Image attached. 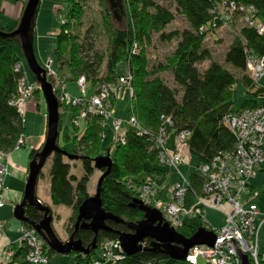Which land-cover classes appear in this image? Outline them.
<instances>
[{
	"label": "trees",
	"instance_id": "16d2710c",
	"mask_svg": "<svg viewBox=\"0 0 264 264\" xmlns=\"http://www.w3.org/2000/svg\"><path fill=\"white\" fill-rule=\"evenodd\" d=\"M60 1L67 4L69 14L56 37L53 50L55 69L65 80L63 70L68 68L75 84L80 77H85L92 93L102 85H115L119 79L130 74V111L136 126L128 125L130 129L124 131V142L116 141L111 152L110 147L103 149L105 135L100 116H88L84 134L74 139L66 133L67 128L64 130L60 121L59 130L62 129L65 143L72 142V150L60 148L70 155L87 159L82 161L83 175L77 177L63 153L52 155L49 170L51 203L72 209L69 232L73 233L78 210L90 197L88 184L96 170L93 160L110 152L114 165L102 183L103 208L126 222L139 223L144 214L131 204L137 200L135 189L138 185L162 174L160 151L156 144L161 133H165L166 138L171 134H188L185 144L200 166L235 151L237 139L225 125L224 118L233 112L255 108L263 94V87L260 82L258 85L253 82L246 64L251 56L264 57V31L259 32L260 26L264 28V0H169L174 11L156 0H124L126 17L120 24L114 20L106 0H96L102 7V27L108 36V47L103 53L92 46L94 27L83 35L74 34L71 28L82 24L87 0ZM176 15L186 20L188 28L167 32ZM257 19L260 22L257 23ZM237 22L235 37L222 62L218 61L205 46L207 37L214 36L222 28L234 27ZM0 31L7 32L3 26ZM155 35L162 42H176V47L163 63L150 67L147 49ZM13 44L0 39V150L3 152L11 151L17 141L25 137L24 116L11 104L17 95L20 80L26 77L23 69L16 71L22 59L15 52ZM120 64L125 65L126 72L118 75L117 67ZM163 73L171 74L174 86L168 85L161 77ZM238 84L251 97L239 110L233 111ZM114 103L115 99L113 106ZM61 107L60 104V110ZM78 109H75L74 115H77ZM36 153L32 150L30 158L33 159ZM142 175H146V178H140ZM189 182L187 205L192 206L202 195L205 180L197 173L189 177ZM251 189L255 190L252 186ZM26 216L35 223L41 218L32 207L26 208ZM22 225L32 228L26 223ZM107 225L113 231L98 235L97 249L90 255L71 254L76 256V264H95L102 243L118 241V232H130L121 224L107 222ZM199 227L194 220L187 221L179 233L190 238ZM75 238L87 247L95 235L79 230ZM150 242L146 241L147 247ZM29 253L27 246H16L13 257L0 264H32L28 261ZM115 253L118 254L117 251ZM55 254L48 248L49 257ZM123 257L120 261H103L102 264H188L150 251L133 256L124 254Z\"/></svg>",
	"mask_w": 264,
	"mask_h": 264
},
{
	"label": "built area",
	"instance_id": "2783aa9c",
	"mask_svg": "<svg viewBox=\"0 0 264 264\" xmlns=\"http://www.w3.org/2000/svg\"><path fill=\"white\" fill-rule=\"evenodd\" d=\"M229 19V17H225ZM249 22L248 19H246ZM264 28L259 27V32L263 33ZM52 61H48V74L53 77L51 68ZM21 64L16 66V71L21 70ZM247 72L253 82L258 83L264 77V57L251 56L247 59ZM132 77L130 74L119 79L113 84L102 85L94 93L90 91V83L85 77H80L76 85L79 96L72 98L74 106L81 108L78 119H86L88 116H100L103 119L102 127H107V122L114 119L112 129L117 133V142H124V134L121 132V122L114 118L115 109L113 99H116V92L119 89L130 90ZM57 85L56 90L60 95L59 101L64 96L70 99L65 84ZM37 85L22 78L18 84L17 95L11 104L17 108L23 116V109L30 97L37 91ZM255 108H248L239 112L228 114L224 118V123L234 133L237 139L235 151L215 158L207 165L199 166L198 175L204 178L205 183L202 195L197 197L195 204L187 205V192L190 187L188 178L178 170L182 163L179 153L168 148L165 133H161L156 140L157 148L160 151L159 163L162 166L174 169L180 176V180L168 186L169 202H163L162 196L165 193L161 185L154 179H148L143 184L136 187L137 200L144 205L159 211L171 228L179 233L184 228L187 221L203 217L208 209L221 211L223 205L229 207L226 214L227 224L213 231L218 238H221L213 248L202 245L193 247L187 255L188 264H199V260L205 264H242L239 251L249 257L250 264H263L264 253L259 254L258 233L259 227L256 219L259 215L256 200L260 193L251 189V180L257 175L258 169L264 165V88L263 94L258 99ZM129 125L136 126L133 118ZM169 120V119H168ZM78 124V121L75 122ZM188 134L176 136L177 143L185 144ZM105 139V136H104ZM28 139L21 137L15 147L8 152L0 150V208L5 206L4 198L5 179L9 174V159L16 151L20 150ZM248 196H250L248 198ZM206 223V222H205ZM27 243L30 249L28 261L32 264H46L44 241L37 236L34 229L23 228L22 237L16 245H10L2 254V260H10L14 255V249L22 247ZM143 247H147L144 242ZM15 246V247H14ZM118 252L116 254L115 252ZM124 251L120 241H106L102 243L99 250V257L95 264H102L103 261H120L124 257Z\"/></svg>",
	"mask_w": 264,
	"mask_h": 264
},
{
	"label": "rangeland",
	"instance_id": "374dc122",
	"mask_svg": "<svg viewBox=\"0 0 264 264\" xmlns=\"http://www.w3.org/2000/svg\"><path fill=\"white\" fill-rule=\"evenodd\" d=\"M78 1V0H77ZM159 3L163 4L164 6H168L171 8V10L174 11V6L172 2L169 0H156ZM27 0H1V8L3 10V13L0 14V27L3 26L6 28L7 32H13L18 23L13 20V11L15 5L18 3L21 7V14L18 19V22L21 18V15L23 13L24 7L26 5ZM87 4L85 6V15L82 20V24L77 26V24L74 27H71L73 29V33L77 35H83L90 27H94V33L92 37V46L94 50H99L100 52H105L108 47V36L105 32V30L102 27L103 20H102V7L100 6V3L96 0H87ZM127 7H125V10ZM68 7L67 4L64 2H61L60 0H42L41 5L39 8L37 21H36V29H35V53L37 60L39 64L48 71L47 64L48 61H52L51 68L54 73L53 77H51L47 72V78L49 82L53 85L54 89L56 90L57 85L61 87V84H65L67 87V91L70 94V96L78 97L79 91L77 85L72 81V77L70 75V71L67 69L63 70V73L65 74V80L59 74L57 69H55V64L53 63V50L55 48V42L56 37L59 34L62 25L66 23L68 20ZM126 17V16H125ZM125 19V18H124ZM123 19V21H124ZM122 21V22H123ZM121 22V23H122ZM260 22L257 19V23ZM116 23H118L116 21ZM120 24V23H118ZM74 25V24H73ZM238 27V22L234 25V27H227L222 28L218 30L214 36L210 35L207 37L205 46L210 49V51L213 53V56L218 61L223 60V56L228 49V47L231 45L233 39H234V31ZM188 28V24L186 20L181 15H176L175 21L166 29L167 32L173 31V30H184ZM15 52L21 57V69L25 71V75L28 81L34 82V77L32 73L30 72L29 68L27 67L25 60L22 56L20 47L18 44H13ZM176 42L172 43H166L159 40L158 36L155 35L153 37V43L152 45L147 49V57L149 61L150 67H154L159 65L160 63H163L165 58L169 56L175 49ZM102 72H104V67L102 68ZM126 72V67L124 64H120L117 67V74L120 75L122 73ZM161 77L168 83L170 86H174L173 79L170 73H163L161 74ZM260 86L264 88V77L260 81ZM38 87V86H37ZM37 93H33V95L30 97V99L27 101L26 107L23 109V116L24 120L26 121V124L28 126L32 124L31 122H34V118L31 117L29 114L26 113L28 109L33 111H38L40 113H45V116L43 118L44 121V129H43V135L45 140V131H46V125H47V118H46V103L45 99L43 97L42 92H40L37 88ZM57 97L60 98V95L56 93ZM251 96L246 94V90L241 84H238L235 88V95H234V106L233 111H237L241 108L243 103L247 101ZM63 99V100H62ZM62 105L60 114H61V122L63 125V128H67L66 133L69 134L71 139H74L76 137H80L85 132L86 122L84 119H78L79 115L81 113V108L78 109L77 115L75 114V109H77V106H74L72 103L71 98L67 99L64 96L61 98ZM130 102H131V92L130 90L125 89H119L116 92V99L114 103L115 108V116L114 118L121 122V132L120 134H124V131L129 128V123L132 120V114L130 111ZM78 121V124L76 125L75 122ZM114 119H111L107 122V127L103 128L104 135H105V141L103 145V149L111 148V152L114 151V146L116 143L117 133L112 129V123ZM60 142L59 147H64L67 149V151L72 150V142L71 144L65 143L63 138V132L62 129L60 130ZM173 137V135H171ZM170 136V140L173 138ZM43 140V143H44ZM40 145V149L37 150L39 152L43 146ZM29 142L25 143L23 147L20 150V154L17 155V158L21 156L23 153H26L23 162L21 161H15L13 158L10 160L11 165L9 168V191L12 193H17L19 198H21L26 184V179L28 177V166L30 163L29 155L32 151L31 147H27ZM181 145L182 150L175 151L180 154L182 157V163L179 165L178 170L183 174L185 178H188L192 174L198 173L199 163L198 161L192 157L189 153V148L187 144H181L178 143V146ZM172 151V150H171ZM112 157V154H111ZM51 158L50 157L42 171V176L38 183L37 188V196L38 199L44 203L45 205L51 208L52 215H53V228L58 235V237L66 242L69 240L71 234H70V228L69 225L70 218L72 217V209L66 206H53L51 203L50 198V181H49V170L51 166ZM65 161L71 163L72 165V173L75 174L77 177H81L83 175V169H82V161H69L67 158H65ZM21 162V163H20ZM13 164V165H12ZM94 165V164H93ZM175 176H173V180L178 181L180 180L179 174H177V170L174 172V169L170 168ZM160 170L163 171L165 174L167 172V169L165 166H161ZM101 172L95 170L93 176L90 179V182L88 184V193L90 197L94 196L96 194L97 185L99 182V179L101 177ZM146 175H142L140 178H146ZM7 178V177H6ZM6 180V179H5ZM264 185V165H262L258 171L257 175L251 180V186L255 188L257 193H260V197L258 200H256V204L259 205V207L264 206V192L262 191V187ZM163 191L162 201L163 202H169L168 197V186L161 185ZM250 196H248L249 198ZM19 198L17 201H10L5 202V209L3 210L4 220L9 221L10 225L12 226L11 229H7L6 231H9V235L14 239L15 233H18L19 237L21 239L22 237V231L23 228L26 227L21 225L20 230L18 232L13 231V227H16L17 222L14 220V208L19 202ZM251 198V197H250ZM148 207V206H147ZM227 205H223L221 211L223 212V209L226 210V214L230 213ZM152 208V207H150ZM153 209V208H152ZM219 210L214 209H208L206 210V221H204L203 217H198L194 219V222L203 228H212V229H219L227 224L226 214L219 213L221 212ZM206 222V223H205ZM71 224V223H70ZM257 226L259 227V233H258V249L259 254L264 253V223L261 224V221L256 222ZM199 227V228H200ZM33 229V228H31ZM26 228V230H31ZM37 234V233H36ZM17 236V235H15ZM38 237H40L37 234ZM1 237V234H0ZM41 238V237H40ZM19 239V241H20ZM42 239V238H41ZM1 240V238H0ZM43 240V239H42ZM45 243V242H44ZM24 246H27V243L23 244ZM46 245V244H45ZM101 247V245H100ZM6 247L5 249H8ZM4 249V243L0 241V262L2 261V254L5 251ZM100 250V249H99ZM45 259L47 261L46 264H76V256L75 255H69V256H61L58 254L52 255L51 257L48 256V247L46 245L45 248ZM199 264H205V261L200 259Z\"/></svg>",
	"mask_w": 264,
	"mask_h": 264
},
{
	"label": "water",
	"instance_id": "95a60500",
	"mask_svg": "<svg viewBox=\"0 0 264 264\" xmlns=\"http://www.w3.org/2000/svg\"><path fill=\"white\" fill-rule=\"evenodd\" d=\"M42 0H27L21 18L13 32L0 31V39L19 45L27 67L37 83L38 90L42 92L46 103V135L45 142L39 152L30 161L28 177L22 201L14 208V219L19 223L29 224L43 239L47 247L61 256L73 253L90 255L97 249V237L101 232H112L107 222L121 224L130 232H118L121 247L127 256H133L142 251L160 253L172 260L185 262L188 252L195 246H208L213 248L221 238L211 230L200 227L190 238L184 237L164 222L162 214L147 207L139 200H134L132 207L138 208L144 218L139 223H129L107 212L102 204V183L110 174L114 165L111 153L97 157L93 160L94 168L101 172L96 194L82 203L78 210L74 232L68 241H62L53 228V215L49 206L42 203L37 196L39 180L47 160L56 153H63L70 161H84L86 157L70 155L59 147L60 140V101L56 95L57 90L47 78V71L39 64L35 53V29L39 8ZM115 21L121 23L125 18L124 0H106ZM34 208L40 215L38 223L30 222L26 216V208ZM79 230L90 231L95 235L89 246L76 239ZM150 240L148 247L143 243ZM242 264H250L249 257L239 251Z\"/></svg>",
	"mask_w": 264,
	"mask_h": 264
},
{
	"label": "crops",
	"instance_id": "0c3cea01",
	"mask_svg": "<svg viewBox=\"0 0 264 264\" xmlns=\"http://www.w3.org/2000/svg\"><path fill=\"white\" fill-rule=\"evenodd\" d=\"M21 7H20V4L18 3L17 5H15V7H14V11H13V20L14 21H16L17 23H18V19H19V17H20V14H21ZM66 86V85H65ZM66 90H67V87H66ZM67 93H68V91H67ZM69 94V93H68ZM69 96H70V94H69ZM70 98L72 99V96H70ZM74 98V97H73ZM27 105V104H26ZM26 105H25V107H26ZM115 106V105H114ZM31 108V107H30ZM30 108L28 109V111H26V113L27 114H29L31 117H33L34 118V122H31L33 125H32V127H31V125L30 126H28L27 124H26V121H25V137L28 139V142H29V144H28V146L27 147H31V149L32 150H34V151H37V150H39L40 149V145H42V143H43V140H44V135H43V129H44V121H43V118H44V116H45V113L43 112V113H40V112H38V111H35L34 109H33V111L32 110H30ZM115 109V108H114ZM45 135H46V131H45ZM171 135H173V137L171 136ZM170 136L173 138L172 140H170V136H169V138H168V148L170 149V150H172V151H181L182 150V148H181V145L180 146H178V143H177V141H176V136H175V134H171ZM44 142H45V140H44ZM44 144V143H43ZM21 150V149H20ZM20 150H18V151H16L15 153H13V155L11 156V158L9 159V168H11L10 167V165H11V162H10V160L13 158L15 161H21V162H23V160H24V157H25V155H26V153H23L21 156H19L18 158H17V155H19L20 154ZM181 153V152H180ZM31 154V153H30ZM26 158V157H25ZM29 158H30V155H29ZM30 160H32L31 158H30ZM20 162V163H21ZM13 165V164H12ZM166 169H167V172L164 174L163 173V171H162V174L160 175V176H158V177H154V179L160 184V185H163V186H168V185H171V184H173V183H175V180H173V176H175V174L173 173V171L170 169V168H168V167H166ZM9 175L7 176V178H6V180H5V186H6V188H7V190L5 191V198H4V203L7 201V202H12V201H17L18 200V198H19V196H18V194L16 193H12L11 191H9V186H8V181L10 180L9 178ZM254 188V187H253ZM255 189V188H254ZM17 199V200H16ZM22 199H23V194H22V196H21V198H19V202H18V204L22 201ZM259 199V198H258ZM257 199V200H258ZM256 202V201H255ZM50 204H48V206H49ZM257 206H258V210H259V215H258V217H257V219H256V222L259 220V221H261V224H263L264 223V206H261V207H259V205L257 204ZM5 207H6V205L3 207V208H0V234H1V240L0 241H2L3 243H4V249L6 248V247H8V246H10V245H16L18 242H19V239L20 238H18L19 237V235H18V233H15V235H17V236H15L14 235V239H12V237L9 235V231L7 232L6 230L7 229H11V225H10V223H9V221H5L4 220V215H3V210L5 209ZM51 207V206H50ZM228 208V207H227ZM228 210H229V208H228ZM230 211V210H229ZM223 212L224 213H222V211L221 212H219V213H222V214H226V210H224L223 209ZM206 214L207 213H205V220H206ZM226 216V215H225ZM15 220V219H14ZM16 221V220H15ZM17 222V225H16V227H13V231L14 232H18V230H20V227H21V223H19L18 221H16ZM218 229V228H217ZM3 261V260H2ZM1 261V262H2ZM0 262V263H1Z\"/></svg>",
	"mask_w": 264,
	"mask_h": 264
}]
</instances>
